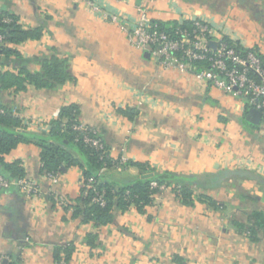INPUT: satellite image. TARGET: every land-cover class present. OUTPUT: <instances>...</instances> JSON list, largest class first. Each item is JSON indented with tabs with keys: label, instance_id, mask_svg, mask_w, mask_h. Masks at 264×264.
Returning <instances> with one entry per match:
<instances>
[{
	"label": "crops",
	"instance_id": "obj_1",
	"mask_svg": "<svg viewBox=\"0 0 264 264\" xmlns=\"http://www.w3.org/2000/svg\"><path fill=\"white\" fill-rule=\"evenodd\" d=\"M0 0L25 29L43 36L0 55V73L41 70L52 54L69 61L73 79L50 89L28 85L0 91V103L16 110L22 130L47 135L61 108L76 105L80 121L98 131L116 166L103 173L117 184L137 178L143 163L187 176L196 202L185 205L165 188L140 212L117 209L114 221L97 226L74 218L55 201L75 203L83 170L69 168L53 183L42 173L40 148L20 144L5 156L21 161L38 185L28 196L19 186L0 189V260L3 264H63L58 247L75 243L70 264H264V230H247L253 210L264 211V120H246L248 99L214 88L193 73L165 69L126 35L144 5L154 22L200 19L216 34L264 59V0ZM117 16L115 22L111 16ZM132 110L133 116L121 112ZM206 195L224 207L199 200ZM97 235L96 247L86 236Z\"/></svg>",
	"mask_w": 264,
	"mask_h": 264
},
{
	"label": "trees",
	"instance_id": "obj_2",
	"mask_svg": "<svg viewBox=\"0 0 264 264\" xmlns=\"http://www.w3.org/2000/svg\"><path fill=\"white\" fill-rule=\"evenodd\" d=\"M9 20V21H6ZM191 22H184L182 27H189ZM158 30L172 31L180 25L178 22L163 24L154 22ZM41 27L25 29L19 23V18L9 10L0 8V37L3 36V43L0 42V55L10 57L19 56L18 45L29 41L38 40L43 36ZM229 44H233L243 53L256 49H244L238 43L232 42L225 37ZM261 57V55L258 53ZM264 62V59L261 57ZM73 77L69 70L67 58H61L57 54L46 57L41 62V70L32 73L27 69H21L18 73L6 71L0 73V90L14 88L16 91L27 89L28 85L36 88H58L65 85ZM0 112V173L9 178L19 179L26 176L21 161L8 163L5 156L16 149L20 144L34 142L40 148L42 173H64L69 168L80 167L83 170L82 193L75 203L65 207L72 211L74 218L82 217L84 223H94L97 226L109 225L114 221L115 211H127L132 206L140 212H146L147 206L151 205L155 195L162 190L161 187L172 188L181 201L188 206L196 202L194 191L185 185L191 181L187 176L179 175L171 171L159 172L143 163H135L141 170L140 175L124 184H117L107 178L103 169L116 166L119 162L111 158L109 148L99 133L93 132V127L86 129H75L80 121V109L76 105L63 106L58 116L51 121V129L47 135L30 134L24 130L22 120L16 110L5 107ZM122 113L133 116L132 110H125ZM86 137L98 138L104 146L98 147L91 142H86ZM157 183L153 187L152 183ZM100 195L104 203L96 201ZM199 200L207 202L215 209H222L224 206L212 198L202 195ZM252 225L246 228L237 223L240 230H247L254 241H258L259 230H264V211L255 209L251 216ZM86 244L95 248L97 235L89 233L86 236ZM77 250L75 243L65 247H58L55 251V259L63 264H70L74 253Z\"/></svg>",
	"mask_w": 264,
	"mask_h": 264
},
{
	"label": "built area",
	"instance_id": "obj_3",
	"mask_svg": "<svg viewBox=\"0 0 264 264\" xmlns=\"http://www.w3.org/2000/svg\"><path fill=\"white\" fill-rule=\"evenodd\" d=\"M86 1L94 6L91 0ZM137 15L138 19L126 31L132 46L149 51L165 69L177 68L182 72L193 73L197 78L207 81L225 93L246 97L252 108L262 112L264 120V62L258 53L253 50L243 53L200 19L192 20L189 27H182L184 22H180L178 28L167 31L155 28L148 7H139ZM111 19L119 21L115 15L111 16ZM3 39L1 36V44ZM2 111L0 107V112ZM86 128L81 121L75 125V129ZM93 132L98 133L94 128ZM86 142L101 148L104 146L98 138L86 137ZM43 174L53 183L58 182L60 177V173ZM12 185L19 186L28 196L39 195L40 192L38 185L26 177L13 179L0 173V189H9ZM152 186L158 185L154 182ZM165 188L162 186L161 190ZM54 199L64 208L70 204L64 197ZM95 200L104 203L102 195ZM0 264H3L2 260Z\"/></svg>",
	"mask_w": 264,
	"mask_h": 264
},
{
	"label": "water",
	"instance_id": "obj_4",
	"mask_svg": "<svg viewBox=\"0 0 264 264\" xmlns=\"http://www.w3.org/2000/svg\"><path fill=\"white\" fill-rule=\"evenodd\" d=\"M263 119V114L261 111L251 108L246 116V120L253 123V124H260Z\"/></svg>",
	"mask_w": 264,
	"mask_h": 264
}]
</instances>
